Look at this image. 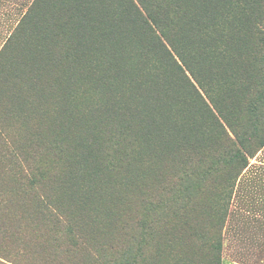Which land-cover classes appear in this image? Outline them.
Returning a JSON list of instances; mask_svg holds the SVG:
<instances>
[{"label":"trees","instance_id":"trees-1","mask_svg":"<svg viewBox=\"0 0 264 264\" xmlns=\"http://www.w3.org/2000/svg\"><path fill=\"white\" fill-rule=\"evenodd\" d=\"M50 4L33 10L43 14L40 41L28 50L38 57L36 72L25 67L16 78L21 84L9 82L13 110H0V207L36 208L47 233L62 236L65 251L86 264H107L113 245L98 250L103 232L133 236L124 208L130 198L152 216L148 224L131 220L139 231L174 236L180 219L179 236H216L217 214L228 210L239 176L264 148V0ZM102 80L108 101L100 105L101 124L86 147L92 153L86 171L87 157L68 152L79 134L72 132L69 142L64 129H72L60 127L54 112L72 116L59 108L71 84L82 81L77 89L91 96L105 87ZM25 107L42 115L24 135L15 134L10 123ZM147 149L165 160L158 187L173 196H156V185L127 180ZM80 174L120 176L113 182L125 193L106 199V214L93 215L104 188L92 190L91 181L77 180ZM66 185L73 192L67 194ZM3 225L0 220V231ZM41 238L47 254L57 246V239Z\"/></svg>","mask_w":264,"mask_h":264},{"label":"rangeland","instance_id":"rangeland-1","mask_svg":"<svg viewBox=\"0 0 264 264\" xmlns=\"http://www.w3.org/2000/svg\"><path fill=\"white\" fill-rule=\"evenodd\" d=\"M41 3L49 4L48 9L53 5L50 4V0H0V110H3V114L6 115L13 110V102L7 93L14 86H9V82L21 84V81L16 78L25 67L32 75L36 72L37 65L34 62L38 57H32L31 51L28 50L40 41L38 30L43 22V14L41 9H36L34 13L33 10L35 5L40 6ZM80 69L79 75L82 77L83 68L80 67ZM27 78L24 77L22 81L28 80ZM90 81L87 83L90 84ZM81 83L82 81L71 84L69 95L65 96L59 104L63 112H71L72 116H66L62 112L55 116L54 112V117L60 127L62 125L66 130L72 129L71 133H66L64 129V136L70 137L69 142L75 139L72 132L79 134L78 142L68 152L80 154V160L87 157L82 170L87 168L86 171H89L92 165L87 164L91 161L88 156L92 153L86 147L88 142L97 135L101 124L100 105L102 107V104L108 101L105 93V88L108 91V86H105L106 82L103 80L98 81L105 87L94 95L83 96V86L77 89V85ZM77 90L79 91L76 95ZM124 91L121 89L120 92ZM38 113L39 111L25 107L13 122H11L12 115H9L11 116L9 122L15 134L24 135L28 132L29 123L31 126L41 117L42 114ZM24 117L27 120L25 122ZM242 121L246 122V119ZM262 122L264 123V120ZM51 128L59 127L52 125ZM156 155L159 156L150 149L145 150L144 156L137 160L138 163L135 162L128 169L127 180L137 185L145 181V187L156 185L153 191L156 196L161 195L163 198L173 196L160 191L163 185L158 187L164 175L161 165L164 166L166 163ZM76 178L80 182L91 181L92 190L100 191L102 187L104 188L98 211L94 213L90 211L93 215L106 214L109 209L106 206V199L125 193L121 192L117 184L113 182L119 180L120 176L111 180L110 177L105 176L89 178L80 174ZM71 191L73 192L71 186H67L66 193L69 194ZM231 197L227 204L228 210L217 214L216 236H179V231L183 229L182 224L178 223L180 219L176 222L174 236H166L165 233L164 236L163 233L159 236H151L145 229L139 231L137 225L131 220L139 217L141 223L148 224L152 216L148 211L139 212L133 199L130 198L124 208L126 220L130 225L129 232L133 236H103L105 235L103 232L98 240L102 246L100 244L97 248L103 250L107 245H113V249L106 253L107 264H217L219 261L221 264H264V148L255 157L249 159V165L239 176ZM40 213L36 208L26 207V205L23 208L0 207V220L5 228L0 231V262L3 264H86L80 256H75L74 252L65 251L66 245L62 244V236H52L50 232L47 233L48 225L41 218ZM193 221L197 224L202 223L201 218H195ZM97 222L100 224L98 226L102 227V222L100 220ZM47 236L51 237L52 243H54L53 239L58 240L55 249H51L52 251L48 254L45 250L47 245L41 238ZM213 251H218V256H211ZM54 252L57 257L52 259L50 256Z\"/></svg>","mask_w":264,"mask_h":264}]
</instances>
